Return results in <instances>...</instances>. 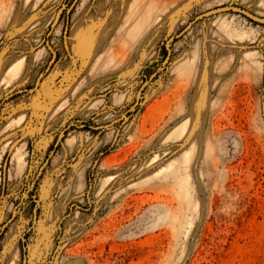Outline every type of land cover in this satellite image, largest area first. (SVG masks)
<instances>
[{
  "label": "rangeland",
  "instance_id": "374dc122",
  "mask_svg": "<svg viewBox=\"0 0 264 264\" xmlns=\"http://www.w3.org/2000/svg\"><path fill=\"white\" fill-rule=\"evenodd\" d=\"M223 5L264 17L0 0V264H264V23L224 11L167 43Z\"/></svg>",
  "mask_w": 264,
  "mask_h": 264
},
{
  "label": "water",
  "instance_id": "95a60500",
  "mask_svg": "<svg viewBox=\"0 0 264 264\" xmlns=\"http://www.w3.org/2000/svg\"><path fill=\"white\" fill-rule=\"evenodd\" d=\"M72 6V5H71ZM64 9V6L61 5L55 12L54 14V17L51 21V24H50V28H52L58 21L59 19V16L62 12V10ZM224 11H233V12H236V13H240V14H243L245 15L246 17L254 20V21H257L259 23H264V17H259V16H256L250 12H248L247 10L245 9H242V8H239V7H236V6H232V5H223V6H218V7H214V8H211V9H208L206 11H203L202 13H199L198 15H196L187 25H185V27H183L175 36L173 37H170L168 40H167V43H169L171 40H173V38H176V37H179L181 36L185 31H187V29L190 28V26L197 20L199 19H202L204 17H208V16H212V15H215L216 13H220V12H224ZM50 30V29H49ZM49 30L47 31V35L49 34ZM45 46L47 47V49H49V51L52 53V55L55 54V51L51 48V46L49 45L48 41L45 40ZM167 57L164 59V62L166 61ZM47 69V68H46ZM156 73V71L141 85L138 93L141 91V89L151 80L152 76ZM41 75L43 74H40L39 77H41ZM135 106V103L132 104L129 109H127L118 119H120L121 117H123L124 114H126L131 108H133Z\"/></svg>",
  "mask_w": 264,
  "mask_h": 264
},
{
  "label": "bare ground",
  "instance_id": "6f19581e",
  "mask_svg": "<svg viewBox=\"0 0 264 264\" xmlns=\"http://www.w3.org/2000/svg\"><path fill=\"white\" fill-rule=\"evenodd\" d=\"M93 19H95L93 17ZM95 20H90V23L85 24L82 31L81 43H87L90 50L94 47L96 42L101 39L102 34L105 31V25L101 23H96ZM91 30H94L95 33H91ZM10 264H13L12 262Z\"/></svg>",
  "mask_w": 264,
  "mask_h": 264
},
{
  "label": "flooded vegetation",
  "instance_id": "af4514ba",
  "mask_svg": "<svg viewBox=\"0 0 264 264\" xmlns=\"http://www.w3.org/2000/svg\"><path fill=\"white\" fill-rule=\"evenodd\" d=\"M34 87H35V86H34ZM34 87H33V88H34ZM32 90H33V89H30L29 91H32ZM23 91H28V90H27V89H19V90L13 92V93H8V94H6L5 97H10V96H12L14 93L23 92Z\"/></svg>",
  "mask_w": 264,
  "mask_h": 264
},
{
  "label": "crops",
  "instance_id": "0c3cea01",
  "mask_svg": "<svg viewBox=\"0 0 264 264\" xmlns=\"http://www.w3.org/2000/svg\"><path fill=\"white\" fill-rule=\"evenodd\" d=\"M119 19H120V18H119ZM118 22H119V20H118ZM77 32H78V31H76V32L74 33V37H76ZM105 38H108V37H105Z\"/></svg>",
  "mask_w": 264,
  "mask_h": 264
}]
</instances>
